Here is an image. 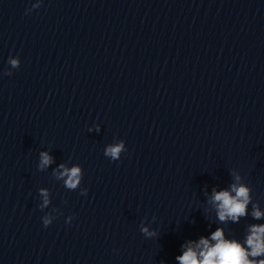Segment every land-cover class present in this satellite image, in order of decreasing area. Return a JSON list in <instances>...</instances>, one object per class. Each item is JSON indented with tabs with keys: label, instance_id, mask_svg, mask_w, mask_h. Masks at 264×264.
<instances>
[{
	"label": "clouds",
	"instance_id": "9594fccd",
	"mask_svg": "<svg viewBox=\"0 0 264 264\" xmlns=\"http://www.w3.org/2000/svg\"><path fill=\"white\" fill-rule=\"evenodd\" d=\"M43 2L33 4L31 9H38ZM30 13L29 9L25 11V15ZM12 68L18 69L20 66V59L18 57L10 56L7 62ZM12 72L6 71L4 75H11ZM94 130L99 133L101 127L99 124L94 126ZM93 128H89V132H92ZM127 152L125 142L121 140L116 144H109L105 147L104 155L110 158L112 161L120 160L121 153ZM54 157L49 155L48 151H41L39 153V162L37 168L39 171H43L49 165L53 164ZM59 170L58 179H64L65 186L69 189H75L80 183L82 178V172L80 166H73L70 169L65 167L63 163L59 164L57 169L53 172L56 173ZM230 175L235 180H239V175L235 174L234 169L231 170ZM66 178V179H65ZM43 191V190H41ZM83 194H87V189L83 190ZM46 196V194H45ZM212 202L216 205L217 217L219 221L226 222L229 219L238 223L241 217L247 215V206L250 203L249 188L244 184L237 186L233 183L230 186V190L212 191ZM49 203L45 198L44 206ZM44 206H41L43 208ZM252 215L255 219H260L264 216L258 208L254 207ZM42 222L45 228L51 225L52 218L50 216H43ZM72 216H69L67 222H71ZM147 219V217H145ZM155 218H153V221ZM142 222L140 231L145 238L157 237L156 230H150L144 226ZM249 235L247 236L244 244L242 245L235 239L225 238V233L222 228H217L210 234V237L201 236L198 241L189 240L187 244H182L181 248L184 249L182 254L175 257L178 264H264V259L257 261L256 257H264V225H252L249 228ZM195 244V247L192 245ZM252 257L253 259H249Z\"/></svg>",
	"mask_w": 264,
	"mask_h": 264
}]
</instances>
